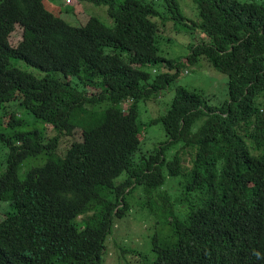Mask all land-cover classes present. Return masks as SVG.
<instances>
[{
  "label": "trees",
  "instance_id": "1",
  "mask_svg": "<svg viewBox=\"0 0 264 264\" xmlns=\"http://www.w3.org/2000/svg\"><path fill=\"white\" fill-rule=\"evenodd\" d=\"M76 1L53 11L47 0H0V148L8 150L0 264H104L108 237L138 188L158 226L153 259L141 264H264V4ZM82 3L105 6L113 26ZM79 8L77 25L60 16ZM168 25L194 33L181 60L162 54ZM17 26L22 39L13 46ZM200 60L228 77L227 100L212 106L202 92L177 86L166 114L148 123L167 139L142 148L141 102L169 92ZM169 178L181 179L178 197L152 203Z\"/></svg>",
  "mask_w": 264,
  "mask_h": 264
},
{
  "label": "rangeland",
  "instance_id": "2",
  "mask_svg": "<svg viewBox=\"0 0 264 264\" xmlns=\"http://www.w3.org/2000/svg\"><path fill=\"white\" fill-rule=\"evenodd\" d=\"M180 1V0H179ZM243 1V0H242ZM260 4H264V0H253ZM76 0H71L68 3V0H47V9L56 10V7L52 9V4L57 6H62L63 8L67 6H72L77 8ZM184 4H189V1H184ZM82 6L85 10L89 11L91 16L98 17L105 25L113 26L112 19L108 18L106 13L105 6H97L89 3H82ZM82 7V9H83ZM68 8V7H67ZM79 8L76 14L70 15L63 12L60 16L65 19L68 23L77 25L79 24L78 18L85 17V12ZM190 12V11H189ZM188 12V13H189ZM161 36L164 38H171V42L168 47L164 48L162 54L168 58H173L181 60L186 57L189 53V45L194 43L195 36L193 31L185 33H176L172 25L163 26L161 29ZM23 30L17 26L15 32L11 35L10 41L13 46H17L22 39ZM202 39V38H201ZM164 41V40H163ZM201 41V40H200ZM168 44V43H167ZM200 60L197 64L190 65V67L185 66V69L189 73H185L183 70L180 77L177 81L171 85V90L163 95V93L153 101L141 102L140 104V117L139 121L143 123V133L145 137L142 142V148L146 150H153L160 146L167 137L160 124L157 125H148V123L154 118L165 115L171 102L174 97V88L177 86L183 85L190 89H196L202 92L209 98V105L212 106H221L227 100V82L228 77L213 68H209V64ZM204 64V68H203ZM13 65L16 67L27 71L37 73L35 69L29 67L24 62L16 60L13 61ZM184 69V68H183ZM42 75V74H41ZM173 89V90H172ZM18 116H26L27 119H30L28 114L19 109L16 111ZM2 115L0 111V116ZM42 126V123L39 122ZM42 127H46L44 124ZM24 129V128H23ZM56 132L51 128H47V135L52 136ZM74 137L77 140L82 139V132L76 130ZM66 143L60 141L59 149L64 151ZM175 150V149H173ZM172 151V150H171ZM169 151L167 153V158L170 159L173 156L174 152ZM7 152L8 150L3 147L0 148V162H2V167H0V174L4 172L7 165ZM45 162V157L39 158L38 161L32 159L26 162L25 167L22 168L20 176L23 177L24 173L32 168L33 166L42 165ZM125 176H123L124 179ZM122 180V179H121ZM181 179H172L169 178L163 188L154 193V202H161L160 196L166 194L171 196L172 199L178 197L181 192ZM147 198L143 192L142 188H138L129 198L130 213L125 216L123 219H119L115 223L112 234L108 237L106 242V254L104 264H141L143 259H153L152 252V237L156 234L158 226L155 224L153 216L149 214V207H146ZM153 207L158 210L156 204ZM7 204L0 206V219H2L3 212L7 211ZM160 231H167L166 216H160Z\"/></svg>",
  "mask_w": 264,
  "mask_h": 264
},
{
  "label": "clouds",
  "instance_id": "3",
  "mask_svg": "<svg viewBox=\"0 0 264 264\" xmlns=\"http://www.w3.org/2000/svg\"><path fill=\"white\" fill-rule=\"evenodd\" d=\"M71 2V0H68V3H70ZM62 7V6H61ZM189 67V66H188ZM184 70H185V73H189V71L188 70H186L185 68H184Z\"/></svg>",
  "mask_w": 264,
  "mask_h": 264
}]
</instances>
